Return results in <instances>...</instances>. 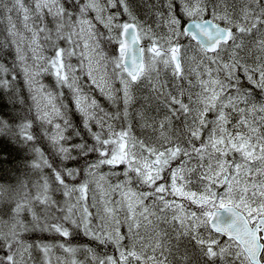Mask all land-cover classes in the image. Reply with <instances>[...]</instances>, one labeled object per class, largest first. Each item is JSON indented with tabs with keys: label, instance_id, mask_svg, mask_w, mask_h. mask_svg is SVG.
I'll return each mask as SVG.
<instances>
[{
	"label": "snow or ice",
	"instance_id": "snow-or-ice-1",
	"mask_svg": "<svg viewBox=\"0 0 264 264\" xmlns=\"http://www.w3.org/2000/svg\"><path fill=\"white\" fill-rule=\"evenodd\" d=\"M0 264H264V0H0Z\"/></svg>",
	"mask_w": 264,
	"mask_h": 264
}]
</instances>
